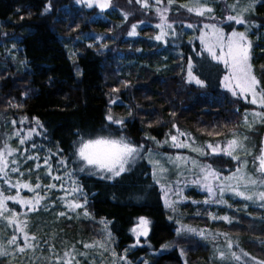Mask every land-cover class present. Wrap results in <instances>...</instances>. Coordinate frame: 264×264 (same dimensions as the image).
Masks as SVG:
<instances>
[{"label":"trees","instance_id":"16d2710c","mask_svg":"<svg viewBox=\"0 0 264 264\" xmlns=\"http://www.w3.org/2000/svg\"><path fill=\"white\" fill-rule=\"evenodd\" d=\"M111 3L129 13L128 23L154 22L136 0H131V3L129 0H111ZM46 7L50 10L45 11ZM256 7L250 19L259 25L254 32L260 33L264 29V7L259 4ZM71 8L72 0H0V40L5 46L9 47L12 43L15 46V49L9 47V54L6 49L3 51L0 48V58L4 60V66L0 67V118L8 121L0 125V149L5 142L19 149L16 156L19 161L21 159V168H25L26 161L34 165L35 159L25 158L37 153L40 164H44L45 157H50L49 163L54 169L61 157L71 156L73 144L78 139L77 133L100 132L104 128L119 131L139 144L146 143L145 133L162 141L172 132L173 124L203 141H220L239 127L241 112L253 108L220 86L224 70L209 59L210 70L221 73L215 79H209L205 66L194 68L195 76L204 81L203 87L185 82L181 69L166 73L134 66L128 74L118 76L113 70L115 56H103L83 44L75 63L78 67L76 71L67 43L80 36L81 32L76 31L84 30V17L88 12ZM183 15L189 16L182 21L200 20L196 15L179 14ZM227 15L224 10V16ZM107 25L110 28V24ZM145 33L150 37L155 30L147 28ZM252 42V63L257 75L261 76L264 75V34L259 41ZM165 48L170 49L171 45ZM196 48H199L198 44ZM190 49V44L184 48L187 56H184L183 63L188 62L189 56L193 57V62L196 60L195 53L188 51ZM109 76L114 82L108 80ZM109 92L122 102L117 105L118 114L128 115L123 127L109 124L106 119ZM7 123L10 124L8 129L5 128ZM149 124L152 126L149 127ZM26 130H33V134L21 145L18 142L26 135ZM16 142L19 147H25L24 151L12 146ZM204 160L221 170L237 165L223 156H206ZM69 166L71 171L75 167L71 161ZM151 175L152 170L145 160L112 181L74 173L73 177L87 196V210L91 217L77 224L69 223L65 229L75 234L79 224L81 235L89 237L98 230L102 221H106L112 241L114 239L115 253L121 255L133 242L131 228L137 219L146 217L151 221L148 238L151 250L158 251L174 242L180 245L160 253L148 264H197L199 259H207L211 252L209 245L176 235L175 223L169 219L160 188ZM194 221L200 222L198 219ZM203 223L210 227L216 225L205 220ZM246 223L248 225L239 221L219 225V228L247 239L242 244L248 251L244 249L264 261V229L257 223L256 226L252 224V221ZM147 251L150 250L130 252L127 257L140 252L146 254Z\"/></svg>","mask_w":264,"mask_h":264},{"label":"snow or ice","instance_id":"6c2138e0","mask_svg":"<svg viewBox=\"0 0 264 264\" xmlns=\"http://www.w3.org/2000/svg\"><path fill=\"white\" fill-rule=\"evenodd\" d=\"M77 2H83L89 8L95 5L102 11L111 6V0H77ZM129 2L131 3V0ZM136 2L140 3L145 9L151 7L149 0H136ZM222 2L224 3L222 11L226 10L228 12V15L225 17L226 21H234L237 25H244L245 30H232L230 35H225L224 31L216 24H204L198 39L211 59L216 64L223 65L226 73L222 79L224 88L231 92L234 97H242L260 109V111L244 114L242 126H247L251 129L257 122L264 124V75L258 76L252 63L253 42L248 33L250 28L259 27V25L250 23L248 16L256 12L258 4L264 7V0H234L231 4L227 3V0H222ZM175 3L176 0H167L166 4L165 0H154L155 11L160 21L156 24L159 34L155 36V40L165 41V37L169 35V30H173V23L169 21L167 13L171 11ZM179 6L186 9L189 13H194L196 16L204 17L207 15L209 19H215V8L210 5L209 0H188L187 4ZM49 10L50 7L45 8V11ZM125 19H127L126 14ZM136 27V25H132V30L129 32L130 36L136 35ZM187 27L195 28V25L188 24ZM187 71L190 83L194 81L197 85L204 86V81L193 75V64L191 61L188 62ZM262 71H264V66H262ZM249 117H251V120ZM106 119L109 124L121 127L125 124L123 119H116L110 114ZM36 123L39 125L38 120ZM151 126L149 124V127ZM172 127L175 129V134L169 133L163 142L156 140L154 136H150L148 133H145L144 138L145 140L153 141L157 147L168 144L170 140L172 148H187L190 152L197 153L198 156H207V149H211L212 155L222 154L236 161L237 167L235 171L230 175H223L221 169L211 162L205 163L190 156L177 155L175 157H164L153 149L146 148L143 144L132 141L125 135L120 134L119 131L114 132L109 128H104L100 132L77 133L78 139L73 144L71 156L61 157L58 163L64 169H68L69 161L75 165L71 172H65V175L69 178L78 172L85 175H98L101 179H115L130 171L132 166L138 161L146 159L152 165V178L156 184L160 185L165 206L173 211L176 210L177 204L187 201V197L183 195V192L184 188L189 185L196 186L199 190L207 193V198L202 201L205 205L219 204L231 208L232 205L229 203V199L238 198L251 203L259 202L261 206H264V148H261L259 154L253 157L251 161L252 170L250 171V162L246 157L253 154L245 143L248 140L246 135L241 136V134L233 132L231 138L226 139L224 142L215 145L209 143L205 147L197 145L195 140L191 138L190 133L180 130L175 124ZM32 134L33 130H29L28 136L21 138L19 143L21 145L25 144ZM181 137L184 139L181 140ZM18 151L19 149L12 148L7 142L0 149V181H2V184H0V220L6 221V226H14L15 232L23 235L25 243L23 247H20L16 243L17 235L13 234L7 243L15 246V251L9 252L0 246V256H14L15 252L24 253L27 249L35 252L39 246L36 243H29V241L35 242L37 237L34 234L30 235L27 231L29 227V220L26 218L27 213H24L25 218L21 219V214L16 209L9 207V201L22 208L26 207L29 212H38L41 209V202L47 200L48 197L46 193L41 195L37 190L47 188L50 191L59 187L64 192V196L58 197V199L61 200L69 211L83 210L82 215L85 218L91 217L90 212L87 210L88 199L83 192V188L76 180H72L70 187H65L63 182L64 177L53 175L52 168L49 165L50 157H45L44 159V164L48 166L47 175L53 181H60L59 185L50 183L42 186L39 182V177H37V182L34 185L30 181L21 179L25 173L20 170L19 160L16 156ZM58 151H62V149H58ZM9 157H12V159L10 160ZM25 159L33 160L38 159V157L28 155ZM167 165H172V169L176 170L177 179L173 183L164 182L172 170ZM39 167L40 165L37 163V170ZM10 173L18 174L15 182L12 181ZM30 173L31 169H29ZM189 175L192 177L191 180L188 178ZM182 180L183 186H181ZM11 189H15V194H11L9 191ZM21 190L31 192L33 194L32 197L21 196ZM226 196L229 199H226ZM192 203L201 202L192 201ZM43 207L47 210L46 204ZM80 214V212H77V216ZM58 215L65 216L66 213L60 212ZM208 215L213 220L220 219L229 223L231 222L230 217L227 215L217 216L212 213H208ZM102 223L106 224L107 222L102 221ZM177 223L180 222L177 221ZM149 225L150 221L146 217L139 218L137 227L131 230L136 234L137 228H139L137 243H139V236H147ZM104 231H107L106 228ZM181 233H193L205 239L209 236L207 229H197L182 223L177 229V234ZM107 235L110 239L111 233L107 232ZM221 235L225 237V243L229 251L226 253L217 249L218 258L223 262L230 256L237 262L241 261V255L231 251L233 241L226 233L211 234L213 240ZM83 247L85 249L99 247L103 251L108 250L103 241L83 243ZM163 247L167 248L168 245H164ZM49 250L51 251V248ZM73 252H77L74 246L71 252L66 251L64 253V258L58 257L56 264H80L79 261L75 260V256L72 255ZM77 254L83 256L85 259L88 258L87 252H78ZM112 254L116 257L115 250H112ZM241 254L244 257H248V253L243 252V250H241ZM118 259L124 260L125 264H127L126 256L118 257ZM249 259L253 260L254 264H264L262 260H256L253 257H249ZM113 264H115V260Z\"/></svg>","mask_w":264,"mask_h":264},{"label":"rangeland","instance_id":"374dc122","mask_svg":"<svg viewBox=\"0 0 264 264\" xmlns=\"http://www.w3.org/2000/svg\"><path fill=\"white\" fill-rule=\"evenodd\" d=\"M234 0H227V3L231 4ZM149 3L151 7L149 9H145L142 7L140 3L138 5L142 8V10L147 13L150 16L151 21H141L139 23H128L129 19V13L114 7L111 3V6L107 9H104L103 11L97 7L93 6L89 8L85 3L80 2L78 3L77 0H72V8L71 10H80L85 9L88 13L85 14L83 24L84 30H78L76 33L81 32L80 36H75L74 41H70L67 43V48L69 52V56L71 61L75 64L78 56L81 55L82 49L80 45H85L87 48H90L94 50L95 52L99 54L110 55L115 56V65L113 66V70L116 72L118 76L120 74H128L131 67L134 66H143L144 68H152L156 71L160 72H174L175 69L177 71H180L184 73L183 79L185 82L190 83L188 80V71H187V65L188 62L191 61L193 64V69L197 67H203L205 66V73L208 76L209 79H215L216 76H218L221 72L218 71H211L209 67V60L213 61L211 57L208 55V53L204 50V48L201 46L200 41L198 39L200 35V31L203 30L204 24H216L219 28H221L225 35H230L232 30H238V31H244L245 26L244 25H237L234 21L228 22L226 21L224 16V9L223 5L224 3L222 0H209V3L211 6L215 8V19H209L207 15L204 17H200L199 21H191L189 22L182 21V18H188L189 15H183L179 16L180 13H187L195 15L194 13H189L186 11V9L181 8L179 5L181 4H187L188 0H176V3L173 4L171 11L167 13L169 21L173 23V30H169V35L165 37V41H157L155 40V36L159 34V29L156 27V24H158L159 17L155 11V5L154 0H149ZM167 3V0H165V4ZM163 6V5H162ZM125 14L127 15V19H125ZM248 16V20L250 23L258 25L256 21H252L250 19V16ZM221 17H224L223 21H220L219 19ZM218 20L219 22L215 21ZM110 24V28L107 24ZM182 23L183 25H179ZM188 24L195 25V28H189L187 27ZM132 25H136V35L130 36L129 32L132 30ZM152 28L155 30V33L147 37L146 36V29ZM258 27H252L249 29V37L252 41H259L263 34L264 29L260 31V33H255L254 29H257ZM115 30L114 33L111 32V30ZM261 34L262 36L260 37ZM1 35V34H0ZM5 36V34H3ZM69 41V40H68ZM190 44L191 49L188 50L192 53H195L194 58L196 59L194 62L193 57L189 56L187 57L188 62L183 63L184 56H187L184 53V48ZM196 44L199 45V48H196ZM171 45V48H165ZM3 43V41L0 40V48L4 51L7 50V54H9V47L15 49L14 44H9V47ZM254 48V45H253ZM191 55V53H189ZM15 54L12 55V57ZM114 57V58H115ZM252 60H253V50H252ZM215 62V61H214ZM108 64V63H107ZM4 66V60L0 58V67ZM160 67V68H159ZM222 69H225L223 65H221ZM75 69L78 71V67L75 64ZM177 71V72H178ZM195 76V74L193 73ZM223 79V76H222ZM109 81L114 82L113 78L109 76ZM194 85H197L194 81L191 82ZM199 87H203L200 85H197ZM220 86L226 90L222 84ZM227 91V90H226ZM229 92V91H227ZM231 94V92H229ZM113 93L109 92V103H108V115H112L116 119H123L124 121L127 118V114L124 116H121L117 112V105H121L122 102L117 96H112ZM232 95V94H231ZM233 96V95H232ZM238 98V97H237ZM244 102L251 104L250 102H247L244 98L239 97ZM113 101H115L113 103ZM252 105V104H251ZM253 108L250 110H245L244 112H241V121L239 123V127L233 131L241 134V136L246 135L248 137V140L245 141L248 148L251 150L253 155H249L246 157V159L250 162L249 163V170H252V164L251 161L253 160V157L255 155H258L261 148H262V133L264 134V124L261 123H255L254 126L249 129L247 126L243 125V117L245 113L252 112V111H260L255 105H252ZM107 115V116H108ZM251 120V117H249ZM8 121H3V119L0 118V125L1 123L5 124ZM10 124L7 123L5 125V128H9ZM180 129V128H179ZM184 132H187L183 129H180ZM28 132L26 130V135L24 137L28 136ZM232 132V133H233ZM172 134H175V129L173 128ZM189 133V132H187ZM232 133L225 137L224 139L220 141H203L197 137H195L193 134H191V138L195 140L196 144L199 146H205L207 144H217L222 143L226 139L231 138ZM168 135V134H167ZM167 135L163 137V142ZM145 136V134H144ZM143 136V137H144ZM3 137V139H5ZM145 139V138H144ZM181 140L184 138L181 137ZM157 140V139H156ZM160 141V140H158ZM18 142V141H17ZM16 142L15 145L19 147L18 143ZM12 143H15L13 141ZM171 141L169 140L168 144H164L162 147H157V145L151 141L146 140V143L143 145L146 148L153 149L155 152H158L162 154V156H185V157H193L198 160H201L205 162L206 156H198L195 152H190L187 148H172L170 146ZM21 148L20 151H24L25 147H19ZM165 148V151H164ZM208 155L211 157L215 156H223L231 159L228 156L225 155H212L211 149H207ZM146 155V153H145ZM33 157H38V154L34 153ZM10 160L12 158H9ZM21 161V159H20ZM19 161V163H20ZM142 160L138 161L134 166H132L131 170L137 166ZM147 165L152 169V165L148 163V161L145 159ZM24 162V161H23ZM234 162V161H233ZM236 162V161H235ZM39 163L38 159H35L34 165L31 163L29 164L27 161L25 162V168H21L20 170L25 173L24 177L21 179L30 181L33 185L37 182V177H39V182L41 185H47L50 183H55L59 185L60 181H53L51 177L47 175L48 166L45 164H40L39 169L37 170L36 165ZM207 163V162H205ZM237 163V162H236ZM51 166V163H49ZM28 167V168H27ZM52 167V166H51ZM70 167V166H69ZM64 169L62 165L58 163L57 167L52 169L53 175H60L64 177V186L70 187L72 180H75V178L72 176L71 178L67 177L65 175L66 171L71 172V169ZM168 168L172 169V165H167ZM230 169H222L223 175H230L233 171H235V168ZM29 169H31V173L29 174ZM130 170V171H131ZM224 170V171H223ZM129 171L125 172L128 173ZM124 173V174H125ZM187 174V173H186ZM11 179L13 182L16 181L18 178L17 173H10ZM123 175V174H122ZM96 179L100 180H114V179H101L98 175H87ZM152 176V175H151ZM120 177V176H119ZM118 178V177H116ZM189 180L192 179L191 175H189ZM153 179V178H152ZM177 179L176 170L172 169L169 174L167 175L165 183H173ZM0 184H2V181H0ZM160 188V185L157 184ZM181 186H183V180L181 181ZM6 187V186H5ZM11 194H15V189L9 190ZM37 191L40 192L41 195L47 194V200H44L41 202V209L38 212H29L26 207H20L19 205H14L11 201L8 202V205L10 208L19 209L17 210L21 215L20 218L24 219L25 216L24 213H27V219L29 220V227L27 231L30 235L34 234L37 237V240L35 242L29 241V243H36L38 244V248L33 252L30 249H27L24 253L15 252L14 256H0V264H56L57 258H64V253L66 251L71 252L73 246L77 250V252H73L72 255L75 256V260L79 261L80 264H113V261L115 260V264H125L124 260L118 259V257H125L127 260V264H148L151 262L152 258L157 257L160 253L170 250L172 248H175L180 246L177 242H174L175 244H166L168 245L167 248L161 247L158 251L151 250V242L148 240L150 231H151V221L149 225V231L147 236H139V243H137V234L139 232V228H137V233L134 234L131 230L134 227H137L139 223V219H137L136 224L131 228L130 235L133 239V242L125 248L121 253V255H117L116 257L113 256L112 250L114 239L112 241V234L111 238L109 239L107 232H109L107 224H99L98 230L96 232H92L91 236L89 237H83L81 233L79 232L80 226L77 225L78 231H76L75 234H72L69 230L67 231L65 229V226H68L69 223H78V221L85 219V217L82 215L83 210H77V211H69L68 208L64 206V204L61 202V200L58 199V197L64 196V192H62L59 187L48 190L47 188L38 189ZM27 190H21V196L31 198L32 193L28 192ZM26 193V194H25ZM183 195L187 197L186 202H182L176 205V210L173 211L172 209L165 206L166 211L169 214V219L175 223V230L176 235L180 238H194L199 242H202L204 244H207L211 247V252L208 254L207 259L205 260H198L197 264H254V261L249 259V257H253L250 253H248L247 249L243 247L242 242L244 243L245 240L239 236L232 235L227 231L221 230L219 228V225H229L232 223H238L239 221H243L244 225H248L247 221H252V224L254 225H260L261 228L264 229V206H261L259 202L257 203H251L248 201H243L238 198L235 199H229L226 196V199H229V203L232 205L231 208L219 205V204H208L205 205L202 203L207 198V193L204 191L199 190L196 186L189 185L188 187L184 188ZM163 196V194H162ZM71 199V197H69ZM192 201H197L201 203L193 204ZM47 205V210L44 209L43 205ZM165 205V202H164ZM60 212H65V216H59L58 214ZM77 212H80L81 214L77 216ZM199 213V215H197ZM208 213H212L217 216H224L227 215L230 217L231 222H226L224 220L220 219H210ZM245 214V215H242ZM194 219H198L200 222H195ZM208 221L211 224H216L214 227H210L209 225H206L203 223V221ZM179 221L180 223H177ZM246 221V222H245ZM190 225L191 227L197 228V229H207L209 236L207 239L202 238L199 235L193 234V233H181L177 234V229L180 227V224ZM72 224H70L69 227H71ZM106 228L107 231H104ZM80 233V234H79ZM213 233H226L228 237L233 241V247L231 249L232 252H236L238 255H241V261L237 262L233 260L230 256L227 260L221 261L218 258L217 249L228 252L229 249L227 248V245L225 243V237L224 236H217L215 240L212 239L211 234ZM13 234L17 235V244L20 247L24 246V239L23 235L20 233L15 232L14 226H6V221L0 220V246H2L4 249H6L9 252L15 251V246L9 245L7 241L11 238ZM94 235V236H93ZM94 241H103L107 246V251H103L99 247L95 249H85L83 247V243H92ZM254 242V241H249ZM238 245V247H237ZM51 248V251L49 250ZM180 248V247H179ZM247 250H245V249ZM137 250H150L147 251L146 254L144 253H138L134 254L132 257H127L130 252H135ZM241 250L243 252L248 253V257H244L241 254ZM78 252H87L88 258L85 259L83 256L78 255ZM180 252L183 253V249L180 248ZM70 258V257H69ZM255 258V257H253ZM256 260H261L258 258H255Z\"/></svg>","mask_w":264,"mask_h":264},{"label":"water","instance_id":"95a60500","mask_svg":"<svg viewBox=\"0 0 264 264\" xmlns=\"http://www.w3.org/2000/svg\"><path fill=\"white\" fill-rule=\"evenodd\" d=\"M262 148H264V136H263V139H262Z\"/></svg>","mask_w":264,"mask_h":264},{"label":"bare ground","instance_id":"6f19581e","mask_svg":"<svg viewBox=\"0 0 264 264\" xmlns=\"http://www.w3.org/2000/svg\"><path fill=\"white\" fill-rule=\"evenodd\" d=\"M160 68V67H159ZM263 136H264V134H263ZM263 138V137H262Z\"/></svg>","mask_w":264,"mask_h":264}]
</instances>
